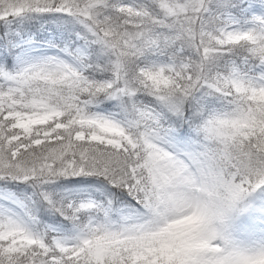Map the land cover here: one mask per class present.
I'll use <instances>...</instances> for the list:
<instances>
[{
  "label": "snow or ice",
  "instance_id": "obj_1",
  "mask_svg": "<svg viewBox=\"0 0 264 264\" xmlns=\"http://www.w3.org/2000/svg\"><path fill=\"white\" fill-rule=\"evenodd\" d=\"M0 264H264V0H0Z\"/></svg>",
  "mask_w": 264,
  "mask_h": 264
}]
</instances>
